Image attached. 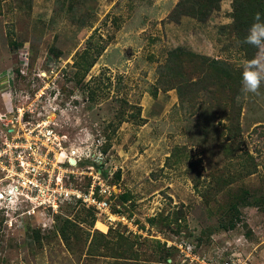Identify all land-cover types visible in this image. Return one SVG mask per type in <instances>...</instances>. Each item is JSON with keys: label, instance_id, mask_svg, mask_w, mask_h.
<instances>
[{"label": "rangeland", "instance_id": "1", "mask_svg": "<svg viewBox=\"0 0 264 264\" xmlns=\"http://www.w3.org/2000/svg\"><path fill=\"white\" fill-rule=\"evenodd\" d=\"M180 2L195 4L0 0V152L7 136L44 140L61 169L79 174L74 182L94 175L108 186L124 217L106 227L76 205L22 214L0 181V264H264V207L239 206L235 226L221 227L234 194L264 196V83L247 93L241 79L237 89L226 77L207 85L197 58L179 77L165 65L181 47L241 72L257 49L232 24L231 0L204 20ZM252 161L254 171L239 173ZM66 218L77 234L69 244L57 230ZM94 231L108 245L90 249ZM117 232L133 259L115 253Z\"/></svg>", "mask_w": 264, "mask_h": 264}, {"label": "built area", "instance_id": "2", "mask_svg": "<svg viewBox=\"0 0 264 264\" xmlns=\"http://www.w3.org/2000/svg\"><path fill=\"white\" fill-rule=\"evenodd\" d=\"M22 59V64H26V53ZM19 116L21 118V114ZM36 138L7 136L0 152V165L2 162L4 165L0 181L11 191V194L6 192V196L19 206L22 214L30 215L39 210L56 214L64 206L76 205L97 212L104 218L106 227L124 219L112 212L108 186L94 175L85 186L74 182L71 175H75V179L79 174L61 169L59 162L52 160L54 156H50L53 146L47 147L44 140Z\"/></svg>", "mask_w": 264, "mask_h": 264}, {"label": "trees", "instance_id": "3", "mask_svg": "<svg viewBox=\"0 0 264 264\" xmlns=\"http://www.w3.org/2000/svg\"><path fill=\"white\" fill-rule=\"evenodd\" d=\"M195 4H185L183 2L179 3V7L181 6L184 9L185 13H189V15H192L197 20H204L205 17L208 15V13L214 9H217L219 6V2L221 0H194ZM232 3V17H233V25L236 27H239L244 30H249L251 24L253 23V19L256 13H260L261 18L264 19V0H231ZM13 45L16 46L15 42H12ZM87 54L84 53L83 56H86ZM194 60L199 59L201 62L202 70L205 69V74L203 75L204 78L207 81V85H211L216 80H221L222 77L227 78V83L229 86L233 87L236 85L235 89H237L239 85V79H241V72L238 71H229L227 67L221 66L213 59H209L208 57L200 54L193 53L191 51H187L181 47H177L173 50L168 51V57L166 60L165 65L169 68L167 71L168 75L170 73V70L173 69V72L176 71L178 77L181 74L182 69L184 68V61L186 60ZM194 85V84H192ZM188 89V84L185 85ZM179 100L182 102L184 91L182 92V89L180 87L177 88ZM235 92V91H234ZM234 105V104H233ZM236 115H238V112L240 111V107H236ZM229 137H234L232 135H229ZM109 144H106L105 148L108 147ZM246 158H249L252 160V155L248 152L243 153ZM244 160V159H243ZM244 160V161H245ZM253 167V168H251ZM255 164L252 161V163L249 165H242L240 163L239 173H241V169L244 170L245 173L250 174L252 171H254ZM216 188L220 182H217V179H215ZM215 189V191L219 190ZM210 192L205 191L203 194V197L209 196ZM202 195V194H201ZM122 200H125L126 197L123 194L121 196ZM239 206H255L257 208L264 207V196H257L249 194L247 190H242L240 193H236L233 195V197H230L227 203V215L228 216V222L225 224L222 223L221 227H234L237 223V216L239 214ZM90 213V212H89ZM91 219L88 222L89 225H92L95 217L93 213L89 214ZM166 224L173 223L177 224L178 217L173 216L170 220L165 219ZM75 224L68 220V218L63 219L61 223L58 225L57 230L58 233H60L61 238L67 242V244L70 243V237L71 236H77L74 229ZM112 230L111 228L108 229L107 233H110ZM89 233V232H88ZM95 231L91 235L92 243L89 245L90 249L97 248L100 246L101 241L103 242V245H108L107 235L108 234H101L98 232V236H94ZM116 241L115 245H117V249L115 253L118 255L119 258L124 259H133L135 257V253L132 250V243L127 241V236L123 235L120 232H117L115 234ZM97 237V238H96ZM107 238V239H106ZM96 242V243H95ZM94 243V244H93ZM88 247V248H89Z\"/></svg>", "mask_w": 264, "mask_h": 264}, {"label": "clouds", "instance_id": "4", "mask_svg": "<svg viewBox=\"0 0 264 264\" xmlns=\"http://www.w3.org/2000/svg\"><path fill=\"white\" fill-rule=\"evenodd\" d=\"M244 43L257 49V54L241 65L242 90L247 93L259 94L264 83V19L256 13Z\"/></svg>", "mask_w": 264, "mask_h": 264}, {"label": "bare ground", "instance_id": "5", "mask_svg": "<svg viewBox=\"0 0 264 264\" xmlns=\"http://www.w3.org/2000/svg\"><path fill=\"white\" fill-rule=\"evenodd\" d=\"M51 100V99H50ZM71 151V150H70ZM63 153V152H62ZM61 153V154H62ZM59 156V155H58ZM63 156H64V153H63ZM70 163V162H69ZM9 194H11V191H7ZM11 198H13L12 196H11ZM12 202V201H11ZM96 226H97V228H99L100 230H102L103 231V229L105 230V226L102 224V223H99V222H97L96 223Z\"/></svg>", "mask_w": 264, "mask_h": 264}, {"label": "water", "instance_id": "6", "mask_svg": "<svg viewBox=\"0 0 264 264\" xmlns=\"http://www.w3.org/2000/svg\"><path fill=\"white\" fill-rule=\"evenodd\" d=\"M69 162H70L71 164H73V163H74V160H73V159H70Z\"/></svg>", "mask_w": 264, "mask_h": 264}]
</instances>
